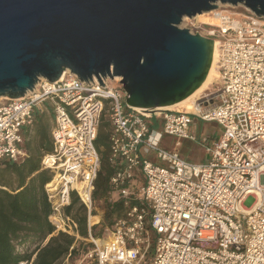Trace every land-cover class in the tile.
Returning a JSON list of instances; mask_svg holds the SVG:
<instances>
[{
    "label": "built area",
    "instance_id": "1",
    "mask_svg": "<svg viewBox=\"0 0 264 264\" xmlns=\"http://www.w3.org/2000/svg\"><path fill=\"white\" fill-rule=\"evenodd\" d=\"M204 15L209 22L191 17L181 23L214 41L218 89L195 98L188 112L162 109L144 116L126 106L119 78L106 77L102 86L95 77L83 81L69 70L54 82L40 78L16 100L1 97L0 162L22 158V131L32 125L35 107L52 108L53 147L41 169L53 173L44 186L52 209L48 220L67 234L75 228L63 214L71 191L88 213L93 207L100 167L95 141L107 113L114 170L109 186L126 210L105 238L89 236L84 262L264 264V18L227 4ZM109 79L117 87L109 89ZM193 118L220 128L203 163L160 147L164 136L178 138V145L196 141Z\"/></svg>",
    "mask_w": 264,
    "mask_h": 264
},
{
    "label": "water",
    "instance_id": "2",
    "mask_svg": "<svg viewBox=\"0 0 264 264\" xmlns=\"http://www.w3.org/2000/svg\"><path fill=\"white\" fill-rule=\"evenodd\" d=\"M218 4L264 18V0H0V98L69 70L102 86L119 78L137 111L174 106L205 82L214 49L180 23Z\"/></svg>",
    "mask_w": 264,
    "mask_h": 264
},
{
    "label": "trees",
    "instance_id": "3",
    "mask_svg": "<svg viewBox=\"0 0 264 264\" xmlns=\"http://www.w3.org/2000/svg\"><path fill=\"white\" fill-rule=\"evenodd\" d=\"M51 120L52 113L47 119L37 112L33 125L25 132L22 158L18 162H0V264H57L66 258L78 260L92 247L89 236L96 240L105 238L126 210L124 202L109 186L114 170L108 162L111 126L104 111L95 141L100 167L92 184V210L88 213L75 191H71L70 204L63 214L75 228L71 234L56 231L48 220L52 209L44 188L53 173L41 169L42 157L50 154L53 147ZM97 206L102 210L100 218L95 212Z\"/></svg>",
    "mask_w": 264,
    "mask_h": 264
},
{
    "label": "rangeland",
    "instance_id": "4",
    "mask_svg": "<svg viewBox=\"0 0 264 264\" xmlns=\"http://www.w3.org/2000/svg\"><path fill=\"white\" fill-rule=\"evenodd\" d=\"M202 15H203V18H200V19L196 18L198 23L209 22V19L207 18V16H205L204 14H202ZM179 27L183 28V23H180ZM213 72H214V74H212L210 82H208V85L206 86L207 89H205L203 92L199 93L195 98L199 97L200 95H202L204 93H208V91L210 94H214L217 91L218 88L214 85L216 82V78H217L216 67H214ZM115 87H117L116 81L109 79L108 80V88L114 89ZM1 101H2V99L0 100V102ZM190 102H192V101H190ZM43 105H46V104H43ZM190 105L191 104L188 103V105L186 107L180 108V109H178V111L187 112L190 108ZM39 106H40V104H39ZM106 115H107V113H106ZM50 116H51L50 112L47 113V117L49 118ZM192 120H193V125H192V128L190 129V131H191V134L196 137V141L191 142L189 140L182 139V140H180V145H178L177 144L178 138H174V137H170V136H164V139L161 141L160 147H162L163 149L170 151V152H179L186 160H188L192 163H194V162L203 163V162L208 161V159H209V155L206 152V148L209 147L213 143V141H215L219 137L220 128L218 127V125L215 122L204 123V122H201L195 118H193ZM204 138L205 139L207 138L208 142L205 144L200 143V141ZM140 182H141L140 179H137V183H140ZM95 212L97 214V217L100 218L102 215V210L100 209L99 206H97L95 208ZM89 225H92V223L89 222ZM88 242H90V241L88 240ZM29 249L32 250L33 247L31 246ZM83 256H82V258H80L78 260H71V259L66 258V259L61 260L57 264H91V262L87 261V260H85V262H84L82 260ZM149 261H147V264H149Z\"/></svg>",
    "mask_w": 264,
    "mask_h": 264
},
{
    "label": "bare ground",
    "instance_id": "5",
    "mask_svg": "<svg viewBox=\"0 0 264 264\" xmlns=\"http://www.w3.org/2000/svg\"><path fill=\"white\" fill-rule=\"evenodd\" d=\"M195 18H203V15H197V16H195ZM217 47L216 46H214V49H213V54H212V56H213V59H212V63H211V66H210V68H209V73H208V76H207V78H206V80H205V82L199 87V89L197 90V91H195L193 94H192V96H190V97H188L187 99H185V100H183V101H181V102H178V103H176V105H174V106H171V107H167V108H165V109H168V110H171V111H178V109H180V108H184V107H186L187 105H188V103H190L191 105H190V108H189V110L188 111H190L191 110V108H192V102H193V100L195 99V97L199 94V93H201V92H203L205 89H207L206 88V86L208 85V82H210V79H211V77H212V74H214V72H213V70H214V67H215V63H216V60H217ZM114 80H118L117 78H115ZM194 98V99H193ZM190 101H192V102H190ZM187 111V112H188ZM183 112V111H182ZM144 116L145 115H149V114H152V112H141ZM90 218V217H89ZM89 222L90 223H92L91 222V218L89 219Z\"/></svg>",
    "mask_w": 264,
    "mask_h": 264
},
{
    "label": "crops",
    "instance_id": "6",
    "mask_svg": "<svg viewBox=\"0 0 264 264\" xmlns=\"http://www.w3.org/2000/svg\"><path fill=\"white\" fill-rule=\"evenodd\" d=\"M43 104H46V105H43ZM44 109H43V108ZM37 112H39V113H42L43 115H44V117H47V113H49L50 112V115H51V113H52V108H50V104H48V103H42V105L40 104V106L39 105H37L36 107H35V109H34V111H33V119H32V123H33V120L35 119V116H36V113ZM47 119H49L48 117H47ZM51 122V129H50V138H51V130H52V128H53V120H51L50 121ZM31 123V124H32ZM33 125V124H32ZM31 125V126H32ZM31 126H29V127H25V128H23V131H22V136H23V141H24V136H25V132H26V130L28 129V128H30ZM25 142V141H24ZM24 144V143H23ZM138 179H140V178H138ZM141 180V179H140Z\"/></svg>",
    "mask_w": 264,
    "mask_h": 264
}]
</instances>
